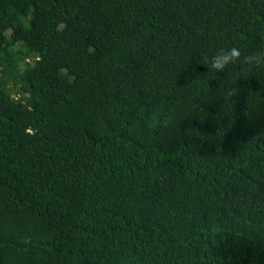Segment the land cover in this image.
I'll return each instance as SVG.
<instances>
[{"label":"trees","instance_id":"trees-1","mask_svg":"<svg viewBox=\"0 0 264 264\" xmlns=\"http://www.w3.org/2000/svg\"><path fill=\"white\" fill-rule=\"evenodd\" d=\"M259 49L264 0H0V264H264Z\"/></svg>","mask_w":264,"mask_h":264},{"label":"clouds","instance_id":"clouds-1","mask_svg":"<svg viewBox=\"0 0 264 264\" xmlns=\"http://www.w3.org/2000/svg\"><path fill=\"white\" fill-rule=\"evenodd\" d=\"M241 51L237 47L218 49L211 56L205 57V66L209 71L217 74L229 69L233 64L241 61ZM243 61L252 68H264V49L243 57Z\"/></svg>","mask_w":264,"mask_h":264},{"label":"bare ground","instance_id":"bare-ground-1","mask_svg":"<svg viewBox=\"0 0 264 264\" xmlns=\"http://www.w3.org/2000/svg\"><path fill=\"white\" fill-rule=\"evenodd\" d=\"M191 95V94H190ZM192 101V100H191ZM188 102V101H187ZM210 102V101H209ZM210 107V106H209ZM216 110H217V108H216ZM187 114V113H186ZM220 114V113H219ZM200 116V115H199ZM203 117V116H202ZM204 118H205V116H204ZM213 118V117H212ZM226 122V121H225ZM228 127V126H227ZM229 250V249H228ZM226 254V253H225ZM229 254H231V252L229 253ZM228 255V254H227ZM230 257V256H229ZM226 258H227V256H226Z\"/></svg>","mask_w":264,"mask_h":264}]
</instances>
